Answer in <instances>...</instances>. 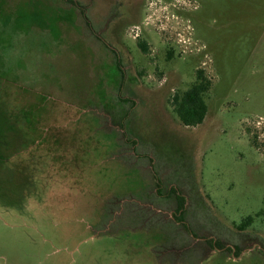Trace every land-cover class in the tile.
I'll use <instances>...</instances> for the list:
<instances>
[{
    "label": "rangeland",
    "instance_id": "obj_1",
    "mask_svg": "<svg viewBox=\"0 0 264 264\" xmlns=\"http://www.w3.org/2000/svg\"><path fill=\"white\" fill-rule=\"evenodd\" d=\"M1 110L0 264H264V0H0Z\"/></svg>",
    "mask_w": 264,
    "mask_h": 264
},
{
    "label": "trees",
    "instance_id": "obj_2",
    "mask_svg": "<svg viewBox=\"0 0 264 264\" xmlns=\"http://www.w3.org/2000/svg\"><path fill=\"white\" fill-rule=\"evenodd\" d=\"M69 3H72V0H66ZM211 88L210 81L204 76L203 71L199 70L195 73V81L190 87L183 91V92H176L171 98V106L172 110L175 113L176 117L178 118L179 122L186 127H195L200 125L207 113V104L205 102V97ZM2 113V110L0 111ZM3 120L0 119V127L3 130V127H8L9 135L5 139L1 138L0 144L3 146L5 144L6 153H0V157L3 159H8L11 156L15 155L19 151L26 148V137L25 135L13 132L9 126L4 125L2 123ZM0 129V131H2ZM1 133V132H0ZM18 143V145H14V143ZM6 145H9L8 147ZM14 145V147H12ZM8 176L13 178L20 179L22 185L19 186L20 195L17 199L14 198V186L11 184L4 183L5 185L2 187L4 188V192L0 191V200L6 202L11 205L20 204L23 200V190L26 188V184L28 183V179L23 175L22 172L19 171H12L3 169L0 167V178ZM9 180V179H8ZM7 181V180H5ZM4 181V182H5ZM3 180L0 179V184ZM172 194H175L176 191L170 189ZM176 199L178 200V207L176 208V213H182L184 207V199L176 194ZM5 198V199H4ZM14 198V199H13ZM258 216L264 219V199H263V208L259 211ZM252 218L247 217L244 221H242L239 225V230H244L243 228L247 227L248 224L251 222Z\"/></svg>",
    "mask_w": 264,
    "mask_h": 264
}]
</instances>
